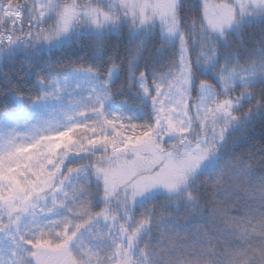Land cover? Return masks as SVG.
I'll list each match as a JSON object with an SVG mask.
<instances>
[{
	"label": "snow or ice",
	"instance_id": "obj_1",
	"mask_svg": "<svg viewBox=\"0 0 264 264\" xmlns=\"http://www.w3.org/2000/svg\"><path fill=\"white\" fill-rule=\"evenodd\" d=\"M0 96V264H264V0H0Z\"/></svg>",
	"mask_w": 264,
	"mask_h": 264
},
{
	"label": "trees",
	"instance_id": "obj_2",
	"mask_svg": "<svg viewBox=\"0 0 264 264\" xmlns=\"http://www.w3.org/2000/svg\"><path fill=\"white\" fill-rule=\"evenodd\" d=\"M33 63L37 66H42L43 61L40 59H36V60H33ZM7 67L10 68L14 72L15 71H20V72L24 71L23 61L19 57L16 59L15 63L9 64V65H7ZM26 95H27V93H26ZM4 104H5V98L0 96V108H3ZM246 107H247V105H245V108ZM260 136H261V131H260L259 126H257L256 133H255V140L253 141V144L259 146V144L261 143ZM253 150H255V149H253ZM231 214L235 215V212L233 211ZM193 225H199L202 230L208 231V230L213 229L214 222L209 217L208 213H205L203 218H201L199 216H194V217L190 218V222H189L188 226L191 228ZM237 243H239V241H237Z\"/></svg>",
	"mask_w": 264,
	"mask_h": 264
},
{
	"label": "rangeland",
	"instance_id": "obj_3",
	"mask_svg": "<svg viewBox=\"0 0 264 264\" xmlns=\"http://www.w3.org/2000/svg\"><path fill=\"white\" fill-rule=\"evenodd\" d=\"M212 2L219 3L221 0H212ZM54 116V113L51 108L48 110H39V111H25L24 113L16 114L13 119L18 125H20L21 130L23 131V126L25 122L30 124H38L40 121L48 119Z\"/></svg>",
	"mask_w": 264,
	"mask_h": 264
}]
</instances>
